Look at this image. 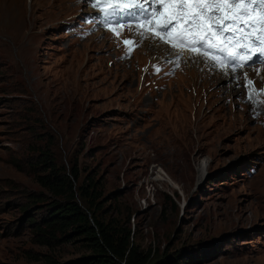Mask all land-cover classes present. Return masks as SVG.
I'll return each instance as SVG.
<instances>
[{"label":"rangeland","instance_id":"obj_1","mask_svg":"<svg viewBox=\"0 0 264 264\" xmlns=\"http://www.w3.org/2000/svg\"><path fill=\"white\" fill-rule=\"evenodd\" d=\"M88 12L0 0V264L90 254L35 241L27 220L57 199L37 176L52 167H76L79 204L130 228L153 264H264V66L176 62L157 40L126 46L135 27L84 32Z\"/></svg>","mask_w":264,"mask_h":264},{"label":"snow or ice","instance_id":"obj_2","mask_svg":"<svg viewBox=\"0 0 264 264\" xmlns=\"http://www.w3.org/2000/svg\"><path fill=\"white\" fill-rule=\"evenodd\" d=\"M99 11L93 17L105 29L130 22L139 42L157 40L173 50L178 62L187 52L210 67L235 72L264 65V0H83ZM160 17L157 23H153ZM85 22H88L87 19ZM211 54V55H210ZM128 55L126 51V56ZM245 80L247 76L245 75ZM249 99H252L250 93Z\"/></svg>","mask_w":264,"mask_h":264},{"label":"trees","instance_id":"obj_3","mask_svg":"<svg viewBox=\"0 0 264 264\" xmlns=\"http://www.w3.org/2000/svg\"><path fill=\"white\" fill-rule=\"evenodd\" d=\"M79 173L76 167L66 176L55 167L47 175L37 176L39 185L47 188L57 199L48 204L39 219L31 216L27 222L36 236V242L52 247L72 240L82 243L90 254L67 264H153L150 251L144 252L133 243L130 228L118 229L113 223L98 219L93 202L82 207L76 199L74 183ZM94 184L90 182L89 185ZM83 194L92 193L82 187ZM42 202V200H40ZM44 203V202H42ZM95 204V203H94ZM99 209V204L95 205ZM28 207H22L24 211ZM45 264H61L54 258L43 256Z\"/></svg>","mask_w":264,"mask_h":264},{"label":"bare ground","instance_id":"obj_4","mask_svg":"<svg viewBox=\"0 0 264 264\" xmlns=\"http://www.w3.org/2000/svg\"><path fill=\"white\" fill-rule=\"evenodd\" d=\"M259 67H261V66H259ZM258 67H256L255 69H257ZM262 68H264V67H262ZM255 69H253V71L255 70ZM261 75V74H260ZM262 75H264V74H262ZM220 76L221 77H227V79H229L231 82H230V84H229V86L227 87V89H228V92H230L231 94H233L235 91H237V89H234V87H233V85H234V83L235 82H233L232 81V77H228L227 75H224V74H220ZM263 84H261L260 85V87L262 86ZM259 87V88H260ZM258 88V89H259ZM240 90H241V87H240ZM237 92H239V91H237ZM251 108V107H250Z\"/></svg>","mask_w":264,"mask_h":264}]
</instances>
